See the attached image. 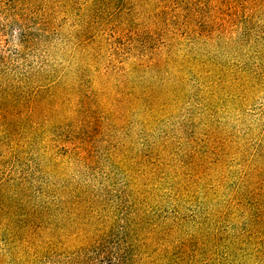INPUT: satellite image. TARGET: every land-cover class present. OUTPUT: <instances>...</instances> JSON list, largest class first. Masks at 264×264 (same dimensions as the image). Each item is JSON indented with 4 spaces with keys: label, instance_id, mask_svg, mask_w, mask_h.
I'll return each instance as SVG.
<instances>
[{
    "label": "trees",
    "instance_id": "16d2710c",
    "mask_svg": "<svg viewBox=\"0 0 264 264\" xmlns=\"http://www.w3.org/2000/svg\"><path fill=\"white\" fill-rule=\"evenodd\" d=\"M0 264H264V0H0Z\"/></svg>",
    "mask_w": 264,
    "mask_h": 264
},
{
    "label": "rangeland",
    "instance_id": "374dc122",
    "mask_svg": "<svg viewBox=\"0 0 264 264\" xmlns=\"http://www.w3.org/2000/svg\"><path fill=\"white\" fill-rule=\"evenodd\" d=\"M120 170H118V172H119ZM196 203V202H195ZM66 248H67V246H66ZM62 250H64L65 251V247L64 248H62ZM75 250V248H68V251H71V252H73ZM54 257V256H53ZM57 259H58V257H57Z\"/></svg>",
    "mask_w": 264,
    "mask_h": 264
}]
</instances>
